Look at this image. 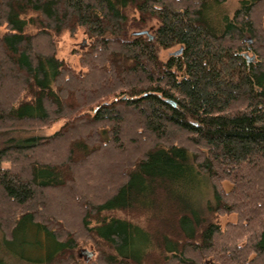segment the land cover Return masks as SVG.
Wrapping results in <instances>:
<instances>
[{
  "label": "trees",
  "instance_id": "16d2710c",
  "mask_svg": "<svg viewBox=\"0 0 264 264\" xmlns=\"http://www.w3.org/2000/svg\"><path fill=\"white\" fill-rule=\"evenodd\" d=\"M226 1L0 0V264H264V0ZM136 13L158 25L127 38ZM81 29L79 71L57 38ZM109 147L112 183L80 193Z\"/></svg>",
  "mask_w": 264,
  "mask_h": 264
},
{
  "label": "rangeland",
  "instance_id": "374dc122",
  "mask_svg": "<svg viewBox=\"0 0 264 264\" xmlns=\"http://www.w3.org/2000/svg\"><path fill=\"white\" fill-rule=\"evenodd\" d=\"M239 0H227L225 3L222 4V8L226 10L228 13L234 12V10L238 7ZM135 17L137 20H134L132 17L130 18L129 25L127 27V32L125 37L130 38L133 35L137 34L141 31H147V33H152L153 29L158 25V21L154 18L147 19L146 22L139 21V14L136 13ZM5 31V27L0 25V34H2ZM87 37L84 34L83 30H79L76 34H71L69 31H64L58 38H57V53L58 57L61 59H65L69 64L76 67L79 71L83 70L79 59H80V52L84 50L87 46ZM178 50V47H172L167 50H162L160 52V57L162 60L166 61L171 56V54ZM64 121H59L56 123H53L51 125L45 126L39 130H36L35 132H32L31 134L37 135V136H49L54 134L56 131H58ZM28 134V135H31ZM2 139H0V142ZM60 141V140H59ZM59 150L63 149L66 146V142H60L58 144ZM52 146V151L56 150L58 147ZM118 152L115 151V149L109 147L107 151L105 152V156L101 155L96 156L90 160L88 164H86L85 170L84 168H79L78 171V178L81 180V184L78 189L81 190L80 193L89 194L92 189L94 191L98 189V184L103 185L105 187V184L112 183V176L108 175V167L110 163H113L117 159ZM44 156V155H42ZM38 155L39 157H42ZM105 158V160H104ZM110 176V178H109ZM112 178V179H111ZM94 181V182H91ZM224 189L226 191H229L233 184L225 180L223 182ZM252 193L255 192L253 189L251 191ZM48 200L46 202V205L48 206V209H51V211L54 213L59 212L61 215L68 220H70V217L67 212H64V206L69 208L70 212H74L71 216L72 220L74 221L72 224H76L79 219V212L74 208L75 204L73 202V199L71 196L67 197L66 194L61 191L60 193L54 192V191H48L46 192ZM99 193V192H98ZM61 204V205H60ZM52 213V214H54ZM59 214V215H60ZM57 215V214H56ZM58 215V216H59ZM218 223L222 226L223 229H225L228 225L236 224L238 223V215L236 213H225L221 214L218 217ZM67 224V223H66ZM255 226V225H254ZM255 228V227H254ZM223 238L228 239L226 236H223ZM30 249V248H29ZM32 255L36 256V252L29 251ZM90 253H93L92 256H89ZM74 254L79 257L81 260H86L87 258L94 257L95 256V249L92 244V242L82 239L80 240V245L77 249L74 250ZM205 262L214 264L211 258H206ZM176 264V263H174Z\"/></svg>",
  "mask_w": 264,
  "mask_h": 264
},
{
  "label": "water",
  "instance_id": "95a60500",
  "mask_svg": "<svg viewBox=\"0 0 264 264\" xmlns=\"http://www.w3.org/2000/svg\"><path fill=\"white\" fill-rule=\"evenodd\" d=\"M141 34H150V33H147V31H141V32H138L137 35H141ZM246 56L248 58V61H252L254 59V56H249L247 53H246ZM93 253H90L89 256H92Z\"/></svg>",
  "mask_w": 264,
  "mask_h": 264
}]
</instances>
